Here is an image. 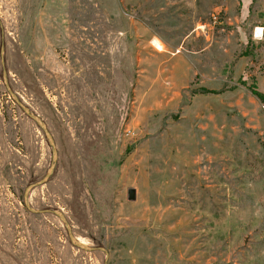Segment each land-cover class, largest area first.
Instances as JSON below:
<instances>
[{"label":"rangeland","instance_id":"374dc122","mask_svg":"<svg viewBox=\"0 0 264 264\" xmlns=\"http://www.w3.org/2000/svg\"><path fill=\"white\" fill-rule=\"evenodd\" d=\"M2 42L0 264L104 263L31 208L107 264H264V0H0ZM5 79L57 150L30 208L52 147Z\"/></svg>","mask_w":264,"mask_h":264},{"label":"water","instance_id":"95a60500","mask_svg":"<svg viewBox=\"0 0 264 264\" xmlns=\"http://www.w3.org/2000/svg\"><path fill=\"white\" fill-rule=\"evenodd\" d=\"M0 52H1V57H2V61H3V58H4V43L3 42L1 43ZM3 63H4V61H3ZM3 74H4V76H6V69L4 67V64H3ZM5 81H6V87L9 91L10 95L12 96L13 100L16 102L18 107L23 111V113L27 117H29L31 120H33L35 122V124L42 130V132L45 134L48 142L50 143V145L52 147L53 159H52V164H51L50 168L48 169V171L44 174V176L42 178H40L39 180H37L33 183H30L25 188L24 202H25L26 206L28 208H30L28 205L26 196H27L29 190H31L34 186L40 185V184H42L48 180L49 176L53 172V169H54V166L56 163L57 150H56L54 139H53L50 131L48 130L45 122L40 118V116H38L34 111H32L28 105H26L20 98H18V96H16V94H14L11 91L6 79H5ZM135 197H136L135 188L129 187L127 189V198L129 200H134ZM31 210L33 212H48V213H51V214H54L55 216H57L64 223L66 230H67V233H68L69 240L74 246L81 248V249H84V250H94V249L102 250L105 253V259H104L103 264H107V261H108L107 249L104 246L90 247V246H88L86 244L84 245L80 241H78L72 233V229H71V226H70L68 219L66 218V216L63 215V213L60 210L51 209V208H42V209H38V210L31 208Z\"/></svg>","mask_w":264,"mask_h":264},{"label":"bare ground","instance_id":"6f19581e","mask_svg":"<svg viewBox=\"0 0 264 264\" xmlns=\"http://www.w3.org/2000/svg\"><path fill=\"white\" fill-rule=\"evenodd\" d=\"M261 32H262V28L261 27H258L256 29V34L259 35V34H261Z\"/></svg>","mask_w":264,"mask_h":264}]
</instances>
